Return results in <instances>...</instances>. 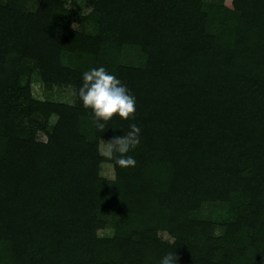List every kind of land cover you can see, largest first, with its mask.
Returning a JSON list of instances; mask_svg holds the SVG:
<instances>
[{
  "label": "trees",
  "instance_id": "16d2710c",
  "mask_svg": "<svg viewBox=\"0 0 264 264\" xmlns=\"http://www.w3.org/2000/svg\"><path fill=\"white\" fill-rule=\"evenodd\" d=\"M86 8L0 0V264H264V0ZM100 66L136 97L103 132L77 96L33 94L35 71L43 89L78 90ZM133 123L122 168L98 145ZM205 203L223 204L219 219L197 216Z\"/></svg>",
  "mask_w": 264,
  "mask_h": 264
},
{
  "label": "clouds",
  "instance_id": "9594fccd",
  "mask_svg": "<svg viewBox=\"0 0 264 264\" xmlns=\"http://www.w3.org/2000/svg\"><path fill=\"white\" fill-rule=\"evenodd\" d=\"M82 81L73 95L79 98L84 108L92 110V120L98 130L103 132L114 116L126 120L134 116L136 97L114 73L103 66L94 67L82 73ZM140 134V127L133 123L123 135H116L107 142L102 140L98 152L122 168L135 166L134 157L128 153L139 146ZM159 264H179V260L176 253L171 252L161 257Z\"/></svg>",
  "mask_w": 264,
  "mask_h": 264
},
{
  "label": "rangeland",
  "instance_id": "374dc122",
  "mask_svg": "<svg viewBox=\"0 0 264 264\" xmlns=\"http://www.w3.org/2000/svg\"><path fill=\"white\" fill-rule=\"evenodd\" d=\"M223 0H206L207 3H214V2H221ZM65 6L66 8L73 9L76 12L79 13H85L87 12L86 8V0H65ZM74 26L80 27V23L75 21ZM88 29H92V26H87ZM68 60V59H67ZM31 86L34 96L41 99H53L61 102H68V103H74L76 100V96L73 95L74 88L68 87V86H55L53 89H43L42 88V81L40 80L39 74L35 71L31 75ZM57 117L54 115L51 117V119L48 121L47 129L50 130V128L54 125L56 122ZM46 133L43 131H39L37 134V138L39 140H46ZM103 141L107 142L110 141L108 139H102ZM100 141V144H102L103 141ZM101 174L107 178H114L115 177V171L113 164L110 162H103L102 168H101ZM224 206L221 203H205L200 211L197 213L198 217L202 218H214L219 219L220 216L223 214ZM213 219V220H214ZM219 221V220H218ZM217 226V225H216ZM114 232V228L112 226H108L105 228H102L99 230V234L101 236H110ZM216 232H220L219 227H216ZM160 236L167 240V241H173L174 238L167 232L163 231L160 233Z\"/></svg>",
  "mask_w": 264,
  "mask_h": 264
}]
</instances>
